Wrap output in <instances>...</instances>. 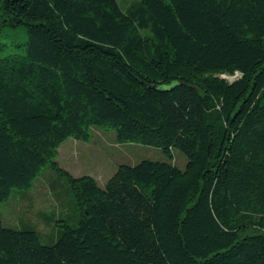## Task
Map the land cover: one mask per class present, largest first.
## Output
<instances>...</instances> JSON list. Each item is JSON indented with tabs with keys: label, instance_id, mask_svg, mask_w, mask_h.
Instances as JSON below:
<instances>
[{
	"label": "trees",
	"instance_id": "16d2710c",
	"mask_svg": "<svg viewBox=\"0 0 264 264\" xmlns=\"http://www.w3.org/2000/svg\"><path fill=\"white\" fill-rule=\"evenodd\" d=\"M92 127L185 168L74 177ZM47 167L76 206L48 244L0 215V264H264V0H0V203Z\"/></svg>",
	"mask_w": 264,
	"mask_h": 264
},
{
	"label": "rangeland",
	"instance_id": "374dc122",
	"mask_svg": "<svg viewBox=\"0 0 264 264\" xmlns=\"http://www.w3.org/2000/svg\"><path fill=\"white\" fill-rule=\"evenodd\" d=\"M139 0H117L125 10ZM25 41L21 37L19 42ZM237 75L223 76L233 81ZM143 160L172 162L179 169H184L186 157L178 150H173V160L169 161L163 151L156 147L135 143H118L116 133L97 127L91 128V137L87 139L70 138L58 149L57 162L74 177L90 176L100 187L113 176L121 164L136 165ZM56 185V193L52 185ZM66 181L47 167L38 175L27 190H13L9 200L0 203V215L4 226L10 228L35 229L41 235L42 244L51 242L46 235L55 234L59 229L58 221L67 220L62 205L76 206L68 196ZM49 218L47 220L46 218ZM68 221V220H67Z\"/></svg>",
	"mask_w": 264,
	"mask_h": 264
}]
</instances>
